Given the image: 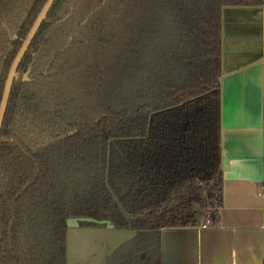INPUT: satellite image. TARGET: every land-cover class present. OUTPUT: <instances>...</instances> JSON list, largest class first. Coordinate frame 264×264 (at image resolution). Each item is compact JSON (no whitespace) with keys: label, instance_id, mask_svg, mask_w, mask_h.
<instances>
[{"label":"trees","instance_id":"1","mask_svg":"<svg viewBox=\"0 0 264 264\" xmlns=\"http://www.w3.org/2000/svg\"><path fill=\"white\" fill-rule=\"evenodd\" d=\"M46 1L0 0V102ZM263 3L55 0L0 133V264H68L70 218L133 231L107 264H160L161 230L217 225L222 13Z\"/></svg>","mask_w":264,"mask_h":264},{"label":"crops","instance_id":"2","mask_svg":"<svg viewBox=\"0 0 264 264\" xmlns=\"http://www.w3.org/2000/svg\"><path fill=\"white\" fill-rule=\"evenodd\" d=\"M222 38L220 221L161 230L160 264H264V3L225 8ZM73 230L77 243L68 264H107L120 246L97 240L92 248L86 235L98 238L106 230L126 234V242L133 237V231L107 227Z\"/></svg>","mask_w":264,"mask_h":264},{"label":"water","instance_id":"3","mask_svg":"<svg viewBox=\"0 0 264 264\" xmlns=\"http://www.w3.org/2000/svg\"><path fill=\"white\" fill-rule=\"evenodd\" d=\"M54 2H55V0H47L46 3L44 4L43 8L41 9L39 15L35 19L26 39L24 40L20 50L18 51L12 65H11V68L8 72V76H7L6 83H5L4 90H3V95L1 98V102H0V133H1L2 126H3V122H4L6 110H7V105H8L12 85H13V81H14V78L16 76L18 67H19L21 61L23 60L28 48L30 47L33 39L35 38L38 30L40 29L43 21L45 20L47 14H48V12H49V10L52 7ZM24 80L28 81V75L27 74L24 76ZM222 167H223V170H227V162L226 161L222 162ZM85 222L86 223H95L98 225H106L107 229H110V230L115 229L114 225L109 221L97 222L91 218H70L67 220V227L69 229V232L73 229L79 228L80 225L82 223H85ZM69 257H70V255H68V258Z\"/></svg>","mask_w":264,"mask_h":264},{"label":"rangeland","instance_id":"4","mask_svg":"<svg viewBox=\"0 0 264 264\" xmlns=\"http://www.w3.org/2000/svg\"><path fill=\"white\" fill-rule=\"evenodd\" d=\"M104 231L105 232H102V234L99 235L98 238L95 236H90V234L86 235L87 238L85 236V238H86L85 242H88L89 244L92 245V248H94L98 244L97 240H101L104 243H108L109 246L115 248L119 244L122 245L127 241L128 236L124 233L114 234V233H112V231L111 232L110 231L106 232V230H104ZM69 233H68V255H69L70 249H71L72 253L74 252L75 244L77 243L76 238H75V233L72 232L71 237H70Z\"/></svg>","mask_w":264,"mask_h":264},{"label":"built area","instance_id":"5","mask_svg":"<svg viewBox=\"0 0 264 264\" xmlns=\"http://www.w3.org/2000/svg\"><path fill=\"white\" fill-rule=\"evenodd\" d=\"M211 223L208 221L204 224V227H206L207 225H210Z\"/></svg>","mask_w":264,"mask_h":264}]
</instances>
